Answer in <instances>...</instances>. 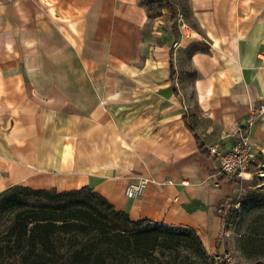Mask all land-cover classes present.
Instances as JSON below:
<instances>
[{"label":"crops","instance_id":"1","mask_svg":"<svg viewBox=\"0 0 264 264\" xmlns=\"http://www.w3.org/2000/svg\"><path fill=\"white\" fill-rule=\"evenodd\" d=\"M187 4L171 33L141 0H0V191L88 185L216 251L235 185L197 136L264 152V0Z\"/></svg>","mask_w":264,"mask_h":264},{"label":"trees","instance_id":"2","mask_svg":"<svg viewBox=\"0 0 264 264\" xmlns=\"http://www.w3.org/2000/svg\"><path fill=\"white\" fill-rule=\"evenodd\" d=\"M189 237L200 241L192 227L132 220L88 185L57 190L13 184L0 191V264H114Z\"/></svg>","mask_w":264,"mask_h":264},{"label":"rangeland","instance_id":"3","mask_svg":"<svg viewBox=\"0 0 264 264\" xmlns=\"http://www.w3.org/2000/svg\"><path fill=\"white\" fill-rule=\"evenodd\" d=\"M141 1L147 5L151 16L146 30L153 16L159 13L163 14L159 24L165 30H170L173 25L172 13L175 15V31L180 30V25L184 27V23L192 24V20L186 18L187 0ZM175 41L172 45L176 48ZM230 178L235 190L225 204L216 251L209 250L201 238L200 241H193L189 237L175 245H157L144 256L115 259L114 264H264V152L244 177Z\"/></svg>","mask_w":264,"mask_h":264},{"label":"built area","instance_id":"4","mask_svg":"<svg viewBox=\"0 0 264 264\" xmlns=\"http://www.w3.org/2000/svg\"><path fill=\"white\" fill-rule=\"evenodd\" d=\"M177 42H174L176 45ZM264 111V103H260L258 107L253 109V114ZM235 140L230 148L223 150L220 145L214 144L209 148L210 153L215 156L217 160V173L226 174L234 177H244L248 172L251 165H253L258 156L263 153L254 142L251 140L248 133L241 132L238 129L236 132ZM146 179L138 182L130 183L126 189L127 196H136L142 189ZM187 183V180H183Z\"/></svg>","mask_w":264,"mask_h":264}]
</instances>
